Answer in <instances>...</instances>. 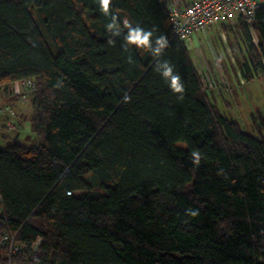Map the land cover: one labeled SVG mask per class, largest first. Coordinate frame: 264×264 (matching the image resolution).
I'll list each match as a JSON object with an SVG mask.
<instances>
[{"label":"trees","instance_id":"1","mask_svg":"<svg viewBox=\"0 0 264 264\" xmlns=\"http://www.w3.org/2000/svg\"><path fill=\"white\" fill-rule=\"evenodd\" d=\"M169 3L111 0L105 14L99 0H0V94L35 82L29 126L42 141L0 150L10 264H264V116L257 138L210 102ZM125 20L167 47L127 44ZM236 26L248 81L263 70L264 7ZM165 61L183 93L157 69Z\"/></svg>","mask_w":264,"mask_h":264},{"label":"rangeland","instance_id":"2","mask_svg":"<svg viewBox=\"0 0 264 264\" xmlns=\"http://www.w3.org/2000/svg\"><path fill=\"white\" fill-rule=\"evenodd\" d=\"M175 1L187 5L192 0ZM232 26H227V28L220 26L217 30H213L214 36L213 34L207 36L208 38L213 36L211 37L212 39H210L211 44L208 46L207 44H204L205 48L197 49H200L199 52L201 55H194L192 52L189 53V55L190 57L194 56V65L198 67L200 72L207 68L213 75L212 78L215 79L217 88L207 91L210 102L215 105L226 118L236 122L243 132L258 138V135L253 129V124L254 120L259 123L258 118L264 116V61L262 62L263 70H251V74H249L250 79L246 81V83L241 74V67L247 60L244 37L242 34L235 35L234 30L237 31L238 28H235L236 26L232 28ZM226 29L229 32L228 34L226 33ZM249 35L252 44L256 45L257 41L253 29L251 32L249 31ZM189 46L191 51L194 48L192 47L191 42L188 44V47ZM209 52L216 58L221 69H216V66L210 67V63H214L215 59L213 61L211 60ZM199 66H202V68H199ZM207 66H209V68ZM217 70H220L221 73ZM240 78L244 81L243 84H240ZM236 88L237 90L234 92ZM222 92L226 94L223 93L225 95L224 98ZM212 93L218 98L217 101L212 99ZM29 100L30 99L28 98L26 102H23L12 95L7 96L0 94V126L6 120V115L2 112V109L6 106L13 109L17 121L15 120V117H13L12 120L19 126V131L17 130L11 133L0 131V150H3L10 145L12 142L11 139L14 137L15 133L19 135V142L23 145L32 147L38 146L42 143V141L30 131L29 119L31 118L33 111ZM13 102H19V105L14 106L12 105ZM20 103H25L24 107H26V111H24L25 108L22 109V107H20ZM21 112L22 114L23 112L24 114L26 113L27 119H18L17 114H20Z\"/></svg>","mask_w":264,"mask_h":264},{"label":"built area","instance_id":"3","mask_svg":"<svg viewBox=\"0 0 264 264\" xmlns=\"http://www.w3.org/2000/svg\"><path fill=\"white\" fill-rule=\"evenodd\" d=\"M259 7H264V0H192L185 6H181L180 2L170 0L168 19L174 38L184 42L186 49L190 50L188 44L196 33H205L216 26L224 24L233 17L244 19L250 25L255 9ZM249 31H252L250 26ZM197 74L205 91L217 88L215 79L212 78L213 76L207 68L201 72L197 71ZM243 83L244 81L240 78V84ZM34 89L35 82L33 80L18 81L12 85L11 95L20 101L26 102L29 94ZM2 112L6 115V120L0 126V131L6 133L19 131V126L12 120L15 117L13 109L6 106L2 109ZM37 244L38 241L34 244L33 249L36 248ZM0 250H2L1 255L3 258L8 260L7 264H10L11 258L19 253L15 236L0 232Z\"/></svg>","mask_w":264,"mask_h":264},{"label":"clouds","instance_id":"4","mask_svg":"<svg viewBox=\"0 0 264 264\" xmlns=\"http://www.w3.org/2000/svg\"><path fill=\"white\" fill-rule=\"evenodd\" d=\"M111 0H99V5L101 10L105 13H109V6ZM124 27L128 30L127 35L125 36V41L127 44L135 45L137 47L149 48L152 51L153 56H159L164 48L168 45V40L165 36H160L155 41V47H153L151 38L152 32L145 31L143 28L137 26L135 28L125 20ZM106 28L113 36L120 35V28L117 24V17H112V22L106 25ZM112 43L113 41H109ZM158 70H162V76L168 80L169 87L174 93H183L184 85L181 82V77L178 74H174L173 67L167 61L157 65ZM193 162L198 164L200 161V154L198 151H193L192 153ZM191 216L198 215V212L193 210H188V213Z\"/></svg>","mask_w":264,"mask_h":264},{"label":"crops","instance_id":"5","mask_svg":"<svg viewBox=\"0 0 264 264\" xmlns=\"http://www.w3.org/2000/svg\"><path fill=\"white\" fill-rule=\"evenodd\" d=\"M189 2V1H188ZM236 19V20H235ZM237 19H240V18H238V17H233L232 19H230V20H228V21H226L224 24H222V25H219V26H216V27H214L212 30L210 29L209 31H207V32H205V33H196L193 37H192V40H191V43H192V47H194L191 51L190 50H188V53H193L194 55H196V54H198L199 56L201 55L200 54V52H199V50H197L198 48H205V45L204 44H207V46L208 45H210L211 44V41H210V39H212L211 37H213L214 36V32H213V30L215 31V30H217V28L218 27H224V28H227V26H232V28H234L236 25H237V22H238V20ZM237 27V26H236ZM235 27V28H236ZM226 33L228 34L229 32H228V30L226 29ZM232 33V32H231ZM234 33H235V35L237 34H242V33H240L238 30L236 31V30H234ZM211 35V34H213V36H211L210 38H208L207 36L208 35ZM226 34V35H227ZM236 38V37H235ZM223 42H224V39H223ZM203 45H204V47H203ZM200 46V47H199ZM212 55V56H211ZM209 56L211 57V60L213 61L214 59V63H210V67H214V66H216V69H221L220 68V65L217 63L218 61L216 60V58L215 57H213V54L211 53L210 54V52H209ZM194 57V56H193ZM193 57H190L191 58V61H192V63H193V65L195 64L194 63V60H193ZM194 67H195V69L197 70V71H199L198 70V67L196 66V65H194ZM200 67H202V66H199V68ZM208 68H209V66H207ZM219 73H221L220 72V70H217ZM213 76V75H212ZM246 82V81H245ZM247 83V82H246ZM245 83V84H246ZM241 86V85H240ZM245 86V85H244ZM236 90H237V88L234 90V92H236ZM224 92H222V96H223V98L225 97V95L223 94ZM4 95V94H3ZM212 99L213 100H215V101H217L218 100V98H216V96H215V94L214 93H212ZM8 100H9V98H8ZM21 105H20V107H22V109H24V111H26V107H24V104L25 103H20ZM12 105H14V106H16V105H19V102H17V103H12ZM17 117H18V119L20 120V119H22V118H26L27 119V117H26V113L24 114V112H23V114H22V112L20 113V114H17ZM15 120L17 121V118L15 117ZM26 123V122H25ZM27 126H28V124H27ZM29 128V127H28ZM17 139V141L19 142V135L17 134V133H15L14 134V137H12V139L11 140H13V139Z\"/></svg>","mask_w":264,"mask_h":264}]
</instances>
